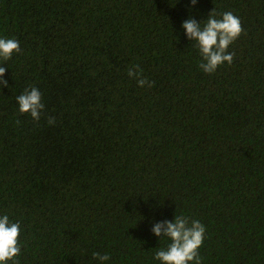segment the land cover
I'll return each instance as SVG.
<instances>
[{
  "label": "trees",
  "instance_id": "trees-1",
  "mask_svg": "<svg viewBox=\"0 0 264 264\" xmlns=\"http://www.w3.org/2000/svg\"><path fill=\"white\" fill-rule=\"evenodd\" d=\"M213 9L244 32L207 74L181 25ZM0 38L22 50L0 61V215L20 222L19 264H160L170 240L151 229L175 215L206 226L202 264H264V0H0ZM31 87L39 121L16 100Z\"/></svg>",
  "mask_w": 264,
  "mask_h": 264
},
{
  "label": "clouds",
  "instance_id": "clouds-1",
  "mask_svg": "<svg viewBox=\"0 0 264 264\" xmlns=\"http://www.w3.org/2000/svg\"><path fill=\"white\" fill-rule=\"evenodd\" d=\"M192 6L197 0H190ZM182 28L190 41L196 42V47L201 56L199 67L207 74L214 73L225 62L231 65L234 61V52H229V46L233 44L244 32L240 18L231 11L217 14L213 9L206 22L201 26V21L189 17L182 22ZM20 43L13 38H0V61L6 62L14 53H20ZM6 64V63H4ZM0 64V65H4ZM5 67L0 66V87H7L8 81L4 79ZM129 78L135 79L139 87L154 86L143 76V70L139 65L129 67ZM19 112L30 114L34 121H39L45 107L42 102V93L36 87L25 89L16 97ZM54 118L50 117L48 123L53 124ZM19 123V121H17ZM151 231L157 237H167L170 240L166 249H160L154 258L160 264H202L199 249L205 240L206 226L199 220L191 219L184 215H175L173 220H163L155 223ZM20 222H12L7 214L0 215V264H19L17 259L21 255ZM93 258L100 264L110 259L108 254L101 255L94 252Z\"/></svg>",
  "mask_w": 264,
  "mask_h": 264
}]
</instances>
